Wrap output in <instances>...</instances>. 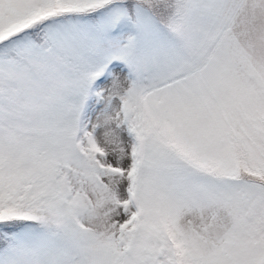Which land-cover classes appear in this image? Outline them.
Masks as SVG:
<instances>
[{"label": "snow or ice", "instance_id": "1", "mask_svg": "<svg viewBox=\"0 0 264 264\" xmlns=\"http://www.w3.org/2000/svg\"><path fill=\"white\" fill-rule=\"evenodd\" d=\"M0 264H264V0H0Z\"/></svg>", "mask_w": 264, "mask_h": 264}]
</instances>
